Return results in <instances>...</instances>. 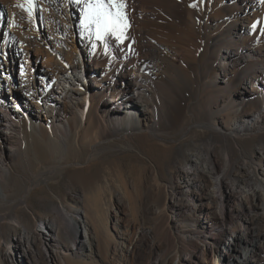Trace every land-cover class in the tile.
<instances>
[{
	"label": "bare ground",
	"instance_id": "obj_1",
	"mask_svg": "<svg viewBox=\"0 0 264 264\" xmlns=\"http://www.w3.org/2000/svg\"><path fill=\"white\" fill-rule=\"evenodd\" d=\"M53 1L55 16L51 19L50 41L55 66L52 83L46 85L43 79L50 61H38L41 70L36 80H30L32 72L23 64L35 42L23 37L18 42L22 61L20 82L15 88L21 99L14 100L13 114L0 103V174L4 172L0 176L1 204L12 206L16 202L6 199L2 181L12 174L10 169L4 168L7 156L13 157L17 151L13 140L17 138L10 130L19 127L15 122L22 113L28 115V136L32 141L30 146L25 143L23 150L27 161L31 160V149L35 151L32 164L38 169V176L31 180V184L26 181L30 185L29 191L70 168L72 182L83 191V195L78 194L76 199L88 205L100 199V191L112 184L116 177L125 187L132 185L135 189L141 186L149 168L145 162L135 155L129 156V161L106 158L110 153L138 151L130 142L136 133L148 132L158 138L159 133L176 128L185 121L190 125V131L198 124L223 132L227 141L228 137L235 140L260 136L261 140L264 139V95L262 104H257L251 113H247L244 100L246 94L253 91L250 86L262 80L264 51L231 48L232 44L243 45L247 39L264 42V35L256 36L257 29L247 25L245 20L249 14L264 12V0H239L244 19L232 37L227 38L226 46L218 51L220 59L210 67L211 75L217 71L222 80H227L240 62L256 61L258 74L241 81L244 94L239 97L242 100H238L240 103L229 127L221 124L225 123L223 115L229 114L233 106L221 105L218 99L208 103L204 113L197 114V94L205 95L203 84L197 82V65L191 78L184 79V74L180 75L181 66H178L175 80L168 76L170 74H162L161 83L165 89L161 96L148 88L161 76V64L157 58L164 51L159 47L152 48L143 26L137 24L138 16L144 12L139 0H118L123 3V8L109 6L108 11L113 16L117 12L121 16L114 34L105 35L109 33L106 31L102 38H97L96 27L94 36L89 31L96 0H67L72 20L78 25L75 45L67 39L66 18L69 15L65 11L68 6L64 9L59 0ZM171 11L176 19L180 17L179 0L174 1ZM259 27L264 34V19ZM106 44L125 61L122 70L111 79L99 75L97 68L92 67L94 52H100V46ZM190 53L197 62L201 49L195 46L190 48ZM167 54L173 62H182L176 50ZM218 77L211 81L212 86L218 82ZM32 96L36 103H33ZM31 104L36 106L34 110ZM213 108L216 109L215 118ZM116 138L123 140L122 144H116ZM209 142L208 151L204 145L197 151L186 149L184 164L176 169V181L164 186L165 205L157 211L163 227L158 228L156 239L168 235L178 240L179 248L186 252L176 264H264V140L250 152H245L236 141L232 152L227 146L219 152L213 138ZM156 147L158 144L152 146ZM217 151L221 158L217 157ZM124 162L130 166L128 179L121 171ZM127 196L130 201L134 200L132 193ZM70 213L61 210L65 223L58 222L57 216L40 217L31 229L17 223L14 233L0 243V264H66L68 258H94L93 229L87 222L82 223V216L95 219L103 229L98 213L91 209L81 212L75 219ZM77 220H81L80 226ZM120 234L119 251L121 248L125 251L129 237L125 231Z\"/></svg>",
	"mask_w": 264,
	"mask_h": 264
},
{
	"label": "rangeland",
	"instance_id": "obj_2",
	"mask_svg": "<svg viewBox=\"0 0 264 264\" xmlns=\"http://www.w3.org/2000/svg\"><path fill=\"white\" fill-rule=\"evenodd\" d=\"M139 1L144 12L138 16L137 24L140 27L143 26L146 37L150 43L152 42V48L159 47L164 51L157 58L161 64V72H159L161 76L154 83H150L148 88L161 96L165 89L161 83L164 78L162 74H170L168 76L175 80L179 72L178 66H181L180 75L184 74V79L191 78L190 75L195 72L194 66L197 65V82L200 81L203 84V91L205 92V95L197 94V114L199 115V112L204 113L206 105L218 99L221 105L233 106V110L229 114L223 115L225 123L221 124L222 127L224 124L229 127L239 106L238 100H242L239 97H243L244 94L241 89L243 87L240 85L241 81L258 74L256 61L253 60L249 63L240 62L228 75L227 80H222L221 74L217 71L211 75V65L216 64L220 59L218 51L226 46L227 38L232 37L234 30L239 28L244 19V10L240 1L179 0L182 16L180 15L181 18L177 19L171 11L175 0ZM53 2V0H32V3L29 4L28 0H0V103L7 112V108L11 113L14 112V100L21 99V95L16 89L20 82L19 71L22 61V57L18 54L20 50L18 42L23 37H29L35 42L29 48V54L25 60L27 63L25 64L23 60V65H28L27 67L32 72L30 80L37 79L36 75L41 70L39 62L50 61L51 64L47 68L46 77L43 79L46 85L52 83L55 66V62H52L55 59L52 55V42L50 41V24L51 19L55 16L53 11L55 4ZM59 5L65 9L69 3L67 0H59ZM109 6V0H104V9L102 10H109ZM65 13L69 15L66 18L67 39L71 45H75L78 25L72 20L69 6ZM263 17L264 12L249 14L245 17L246 24L257 29L256 36L257 34L259 36L264 35L259 29ZM117 24L113 25L109 33L105 35H113ZM95 27V24H90L89 31L92 36L95 35ZM195 46L201 49V56L197 58V62L193 60L190 53V48ZM231 48L264 51V42L247 39L243 45L232 44ZM99 50L100 52H94L92 56V67L97 68L96 71L99 75L111 79L117 71L122 70L125 61L118 58L108 44L100 46ZM175 50L178 56L181 55L182 62L180 63L178 61L173 62L167 56L168 52H175ZM77 52L80 53L78 47ZM217 76H219L218 82L212 86L211 81H214ZM261 79L250 86L253 91H249L244 98V100L246 99L247 113L255 110L257 104H262V96L264 95L263 73ZM221 82L226 83L222 84ZM33 99V103H36V98L33 97ZM31 105L34 110L35 104ZM215 113L216 109L213 108V114ZM27 116V114L22 113L21 118H17L15 122L19 127L10 130L11 133L14 132V136L17 138V140L13 139L17 151L13 157L9 155L6 158L7 164L4 168L10 169L12 174H10V178L4 175L2 183L6 199L16 202L11 206L1 204L2 200H0V243L14 233L17 223L31 229L35 225V220L47 216H57L58 222L65 223L61 210H68L73 218H77L81 212H89L93 209L98 213L103 229L98 226L93 218L82 216V223L87 222L93 229L92 238L95 243L92 242L91 238L90 241L93 243L92 252L95 257L92 259L68 258L66 264H156V262H158L157 264H176L178 260L183 258L186 251L179 248L178 240L169 238L168 235L156 239L158 228L163 227L161 218L157 217V211L164 208L166 193L163 188L165 185H172L176 181V169L184 164L186 149L192 148L197 151L201 145H204V149L208 151L210 149L208 147L209 140L213 138L217 142L216 148L219 152L225 146L232 152L235 141L243 146L245 152H250L256 144L264 140H261L260 136L235 140L227 136L229 139L227 141L222 136L223 132L209 130L210 128L198 126V124L190 131V125L185 121H182L176 128L166 129L159 133L158 138L148 132L147 134L136 133L134 140L130 142L136 145L138 151L123 154L110 153L106 158L129 161L128 157L135 155L145 162L149 168L144 173L141 186L135 189L132 185L125 187L119 183L120 180L118 181V177H116L112 184H108L100 191V199L88 205L76 199L77 195L83 191L80 186L72 182V169L70 168L60 173L57 178L43 181L40 187L34 186L31 188L32 190L30 189L31 192L29 191L30 185L28 183L38 176V169L36 165L32 164V161L33 163L35 161V151L31 149L29 154L31 160L28 159L27 161L23 150L25 143L29 146L32 145L31 138L28 136ZM213 117H217L216 114ZM219 121L221 122V120ZM219 121L217 120L218 123H220ZM0 132H2L1 129ZM115 140L116 144L123 142L119 138ZM155 144H158L159 147L152 148ZM219 152L216 155L221 158L222 155ZM129 168L128 163H122V175L126 176L127 179ZM128 193L133 194V201L128 199ZM15 219L17 222H14ZM79 224L81 225V220L77 223V225ZM147 229H150V232ZM124 231L129 237L126 243L128 249L123 251L121 248L122 250L119 251L122 242L120 233ZM78 239L82 238L79 237ZM165 251L167 252L165 253Z\"/></svg>",
	"mask_w": 264,
	"mask_h": 264
},
{
	"label": "snow or ice",
	"instance_id": "obj_3",
	"mask_svg": "<svg viewBox=\"0 0 264 264\" xmlns=\"http://www.w3.org/2000/svg\"><path fill=\"white\" fill-rule=\"evenodd\" d=\"M28 3L31 4L32 0H28ZM109 4L118 8H123L124 6L123 3H118V0H109ZM94 7L95 10L90 17V22L95 24L98 29L97 38H102L103 32L111 30L112 26L119 22L121 13L117 12L113 16L111 11L102 10L104 9V0H96Z\"/></svg>",
	"mask_w": 264,
	"mask_h": 264
}]
</instances>
